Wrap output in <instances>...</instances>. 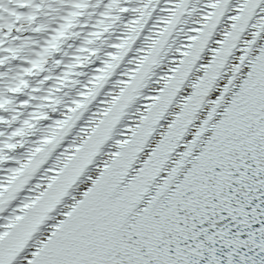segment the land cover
I'll list each match as a JSON object with an SVG mask.
<instances>
[{"label":"snow or ice","instance_id":"obj_1","mask_svg":"<svg viewBox=\"0 0 264 264\" xmlns=\"http://www.w3.org/2000/svg\"><path fill=\"white\" fill-rule=\"evenodd\" d=\"M0 264H264V0H0Z\"/></svg>","mask_w":264,"mask_h":264}]
</instances>
